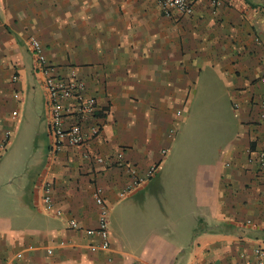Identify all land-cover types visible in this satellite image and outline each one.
Here are the masks:
<instances>
[{
	"label": "crops",
	"instance_id": "1",
	"mask_svg": "<svg viewBox=\"0 0 264 264\" xmlns=\"http://www.w3.org/2000/svg\"><path fill=\"white\" fill-rule=\"evenodd\" d=\"M210 1L167 19L153 0H0V138L42 90L35 39L95 97L92 153L121 152L124 165L93 164L81 149L50 156L47 143L30 181L0 202V264H239L264 249V174L247 162L264 141V0ZM95 187L107 251L67 228H96Z\"/></svg>",
	"mask_w": 264,
	"mask_h": 264
},
{
	"label": "built area",
	"instance_id": "2",
	"mask_svg": "<svg viewBox=\"0 0 264 264\" xmlns=\"http://www.w3.org/2000/svg\"><path fill=\"white\" fill-rule=\"evenodd\" d=\"M159 14L167 19L172 14L188 17L198 0H153ZM220 0H211V7H218ZM30 55L32 57V73L39 78L44 93V107L46 114V132L48 136L47 152L55 156L64 149H81V158L96 165L113 164L123 167V156L116 152L111 158L105 159L92 153V145L97 140L101 124L97 117L98 106L95 97L90 95L84 81L75 70L59 68L50 64L43 49L35 39L29 40ZM262 95L257 102L260 113L258 123L264 133V76L259 80ZM10 135L4 133L0 138V156L9 143ZM248 164L255 168L259 174H264V141L262 146L250 152ZM156 167L151 166L147 176L154 174ZM39 192L40 199L45 208H50V186L45 181H38L34 186ZM92 201L97 208V226L95 229L83 230L76 222L69 221L67 228L73 231H82L89 237H97L99 243L89 246L90 251L108 250V230L106 225L107 206L102 198L101 189L95 187L92 192ZM46 254H50L47 250ZM239 264H264V249L254 248L252 258L247 259L243 254L239 256Z\"/></svg>",
	"mask_w": 264,
	"mask_h": 264
},
{
	"label": "rangeland",
	"instance_id": "3",
	"mask_svg": "<svg viewBox=\"0 0 264 264\" xmlns=\"http://www.w3.org/2000/svg\"><path fill=\"white\" fill-rule=\"evenodd\" d=\"M27 93L24 92V97ZM34 93L35 106L33 109L25 107L19 114L17 128L0 156V202L2 203L7 197L14 195L20 186L30 181L41 163V155L48 143L44 93L37 85ZM26 102L28 105L29 101ZM4 205L6 204L2 207Z\"/></svg>",
	"mask_w": 264,
	"mask_h": 264
}]
</instances>
